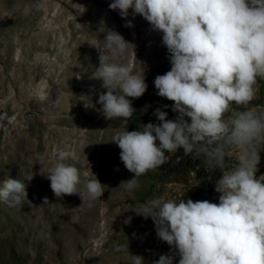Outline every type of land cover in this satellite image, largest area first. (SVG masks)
<instances>
[{
	"label": "clouds",
	"instance_id": "1",
	"mask_svg": "<svg viewBox=\"0 0 264 264\" xmlns=\"http://www.w3.org/2000/svg\"><path fill=\"white\" fill-rule=\"evenodd\" d=\"M43 7L35 3L25 11ZM109 8L119 10L125 27H133L127 19L131 9L133 17L142 16L151 30L162 33L171 68L155 77L154 86L158 96L173 102L177 113L174 120L168 119L166 111L156 108L158 123L112 137L121 150V162L134 174L121 182L125 189L134 190L137 177L156 170L167 153L181 149L185 156L201 159L208 170L221 173L215 181L221 194L218 204L160 196L142 206L139 215L152 219L157 237L171 248L152 264H174L177 256L178 264H264V179L257 177L264 151V111L245 108L226 116L233 103L249 105L258 78H264V0H113ZM104 41L109 55L101 51L94 78L107 91L99 94L98 103L105 118L130 119L136 112L132 99L142 97L148 87L145 73L124 62L133 44L119 32L108 30ZM146 111L147 106L141 109ZM233 153L236 162L228 169ZM69 155L59 152L47 174L55 197L79 194L82 201L100 199L105 186L94 174L83 191L78 188L80 170L64 162ZM39 164L44 167L43 157ZM32 179L29 174L25 180H0V202L21 205L28 196L25 181ZM114 250L129 252L123 245ZM131 256L133 264H145L144 257Z\"/></svg>",
	"mask_w": 264,
	"mask_h": 264
},
{
	"label": "rangeland",
	"instance_id": "2",
	"mask_svg": "<svg viewBox=\"0 0 264 264\" xmlns=\"http://www.w3.org/2000/svg\"><path fill=\"white\" fill-rule=\"evenodd\" d=\"M35 3H42L44 7L40 11H25ZM107 3L108 0L99 5L102 15H120L119 10H111ZM74 5L69 0H0V180L8 176L25 180L27 175H33L31 181H25L28 196L21 205L0 202V264H128L124 256L129 252L114 250L119 245L152 264L160 255L170 254L171 248L157 237L152 219L139 215L142 206L160 196L177 202L181 198L212 202L214 194L221 195L215 190V181L221 173L208 170L201 159L185 156L181 149L167 153L166 162L156 170L137 177L134 190L125 189L121 182L132 179L134 174L124 167L119 155L121 150L111 140L118 132L138 130L148 122L158 123L153 115L156 108L166 111L168 119L176 118L177 113L170 107L172 101L158 96L154 86L155 77L171 68L169 53L162 43V33L151 30L150 24L138 15L145 21L133 23L136 28H128L126 40L134 46L129 45L124 62L136 72L145 73L148 87L142 97L129 98L136 109L130 119L105 118L98 100L99 94L106 93L107 89L102 87L100 79L94 78L99 56L94 63L82 51L97 43L103 33L75 11ZM59 6L66 14L54 19ZM79 37L84 40L81 46L76 40ZM44 41H48L49 50H54L42 52L44 58L37 63L39 75L34 81L36 89L26 94L22 85H28L31 80L23 81L21 77L24 71L32 69L36 54L28 47L33 42ZM64 70L68 73H63ZM256 89L249 105L233 103L226 116L234 117L245 108L264 111V78H258ZM30 95L36 96L37 101H28ZM145 106L147 111L141 112ZM45 136L55 141L48 160L55 164L59 152H68L70 159L65 161L81 166L84 184L95 175L105 186L100 199L91 202L85 199L83 207L69 216L72 223L67 222L66 216L55 219L46 206L34 202L37 170L22 176L11 171L14 165L21 167L25 149L14 150L8 144H17L18 140L26 145ZM235 156L233 153L228 157V169L236 162ZM257 177L264 179V151L260 153ZM197 189L203 190L201 196ZM57 221L70 235L61 237L63 234L56 229ZM120 255L122 260L118 259ZM178 260L177 256L174 264Z\"/></svg>",
	"mask_w": 264,
	"mask_h": 264
},
{
	"label": "bare ground",
	"instance_id": "3",
	"mask_svg": "<svg viewBox=\"0 0 264 264\" xmlns=\"http://www.w3.org/2000/svg\"><path fill=\"white\" fill-rule=\"evenodd\" d=\"M105 1H107V0H71V2L75 3V5H74L75 6V11L80 12L84 17L88 18L90 20V25L96 27V31H98L100 33H103L101 39L99 41H97V43L96 42H93L92 45H90L88 48H86V49L85 48H82V51H83L84 55L87 57V59L89 61L90 60L93 61L94 63H97L98 62V56H100L101 51L104 54L108 53V50L106 49L105 41H104V39L106 37V33H107L108 30H115V31L119 32L125 39L129 38L128 37L129 36V33H128V28L129 27H125V24H126V20L125 19H123L120 15H113L112 16L110 14L112 17H106L105 15H102V10L99 7V5H103L105 3ZM112 2H113V0H108V3L107 4L109 5ZM49 7H51V6L49 5ZM65 14H66L65 9L62 8V6H59V9H58L57 13L55 14L54 19H58L59 17L61 18V17L65 16ZM127 19L128 20H131L132 24L133 23L143 24L144 21H145V20H143V18H139L138 15H136L135 17H133V14H132V10L131 9L129 10V15H128V18ZM88 23H89V21H88ZM84 27L85 26H83V28ZM39 32H42V30L41 31L39 30ZM31 37L34 38L33 35ZM76 40H77V44H79L80 46L82 45V43L84 41L82 37L76 38ZM48 46H49L48 41L47 42L44 41V42H41V43L33 42L28 47V49H29L30 52H33L34 51L36 54H35V59L33 60L32 69H28V70L24 71L25 72V73H23L24 76L21 77V79L23 81L31 80V82L28 85L26 83H24L26 85H22L23 92H26V94L31 93V92H33L36 89V84H35L34 81H35V78H37V76L39 75L38 74V65H37V63L40 60H43V58H44L43 55H42V52L48 51L50 53V52H52L54 50V48H52V50H49L48 49ZM76 47H77V45H76ZM77 49H79V47ZM82 51H81V53H82ZM37 53H40V55H37ZM83 53L81 55H83ZM77 54H78V52H77ZM80 58H82V57H80ZM84 59H86V58H84ZM88 60H87V62H88ZM80 63H79V65H80ZM18 65H21V64L18 63ZM84 71H86V70H84ZM63 73H66L67 74L68 72H67V70H64ZM28 99H29L28 101H34V102L37 101V100H35L36 99V96H33V95L32 96L30 95L28 97ZM72 135H74V134H72ZM75 141H73V142H75ZM53 143H55V141L52 140V139H50L49 137H46V136L43 139H40V140H37V141L30 140L29 142H27L26 145H22V143L20 144V142L18 140H17V144L10 145V143H9L8 145L10 147H12L14 150H16L18 148L19 149L21 148V150H22V148L25 149L24 150V157L22 159L23 161H22V165H21L22 168L19 167V166H17V165H14V167L11 166L12 167L11 168V171L15 172V174L17 176H22V175H24V173H27V172L30 173V172H34V171L37 170L38 173L35 176V182H34V185L36 187L35 192H34L35 196H33L34 197V202L37 205H41L42 204V205L46 206L51 211V216L54 217L55 219L56 218L58 219L59 217L66 216L67 222L72 223V221H69L68 220L69 219V216L71 214H73L75 211H77V210H79V209H81L83 207V201L81 200V197H80L79 194L65 195L62 199H59L58 200L55 197L54 193L52 192V190L50 188V181L47 179V174L50 172V170L54 166V164H53V162H51L47 158L51 154L50 149H51V146H52ZM56 143H58V141H56ZM41 157L44 158V167H42L39 164ZM64 162L65 163H68L66 161H64ZM80 162H82V161H80ZM77 168L80 170L81 169V166H77ZM80 174H81V171H80ZM84 182H85V179L82 177V174H81V183L78 186V188L81 191H82V187H83ZM45 197H47L48 203H45L44 204V198ZM73 219H74V217H73ZM56 223H57V225H56L57 231L60 230V232L63 234L61 237H64V235H70L68 233L67 229L59 221H57ZM42 225H39V228L42 229ZM35 227L38 228V225H35ZM97 250H98V248H97ZM113 254L114 253H112V255ZM135 254L136 253H134L133 251H130L129 250V253H127L124 256V259H126V261H128V264H133V262H132V256L131 255H135ZM122 257L123 256L120 255L118 257V259H121ZM112 260H115V258H112ZM144 260H145V264H150V262L148 261V259L145 258Z\"/></svg>",
	"mask_w": 264,
	"mask_h": 264
},
{
	"label": "trees",
	"instance_id": "4",
	"mask_svg": "<svg viewBox=\"0 0 264 264\" xmlns=\"http://www.w3.org/2000/svg\"><path fill=\"white\" fill-rule=\"evenodd\" d=\"M172 105H173V102H172V104H170V107L172 108ZM197 193H198V195L199 196H201L202 195V193H203V190H201V189H197ZM219 194H214L213 195V197H212V203H219Z\"/></svg>",
	"mask_w": 264,
	"mask_h": 264
}]
</instances>
